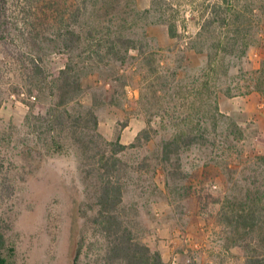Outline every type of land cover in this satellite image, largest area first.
<instances>
[{
    "label": "rangeland",
    "instance_id": "1",
    "mask_svg": "<svg viewBox=\"0 0 264 264\" xmlns=\"http://www.w3.org/2000/svg\"><path fill=\"white\" fill-rule=\"evenodd\" d=\"M217 1L158 0L153 9V0H0V228L6 229L14 264H108L109 242L96 221L97 180L87 155L66 133L69 146L46 156L45 140L27 121L31 110L49 121L47 114L60 104L73 115L95 113L103 139L121 135L128 146L151 121V140L119 155L126 168L122 214L166 264H246L235 228L222 212L226 194L239 203L249 188L264 191V172L254 164L264 156V78L254 74L264 69V0H240L249 23L242 57L217 87L221 112L244 134L235 155L229 153L232 181L221 166L207 165L219 154L212 148L182 147L165 162L164 144L177 130L163 129L161 118L140 101L150 85L149 57L167 79L179 72L188 81L200 72L206 59L191 38ZM172 23L179 28L176 38L169 33ZM70 29L85 38L73 54L62 46ZM125 40L150 56L137 49L126 53ZM113 43L120 53L109 55ZM35 58L44 71L39 81ZM70 63L77 64L72 77L81 89L66 94L57 88L59 73ZM218 126V135L233 134L227 123ZM255 237L253 248L264 254V229Z\"/></svg>",
    "mask_w": 264,
    "mask_h": 264
},
{
    "label": "trees",
    "instance_id": "2",
    "mask_svg": "<svg viewBox=\"0 0 264 264\" xmlns=\"http://www.w3.org/2000/svg\"><path fill=\"white\" fill-rule=\"evenodd\" d=\"M157 2L158 0H153V9ZM209 7L208 17L199 26L195 37L191 38V44L195 45L193 47L201 46L199 53L205 56L206 62L200 68V72L188 81L180 78L179 72L173 73L172 79L160 76L161 72L157 70L155 60L153 57L147 59L146 55L149 54L144 47L138 46L133 40L124 42L127 46L126 53L131 49H137L140 55L147 59L149 67L147 82H150V85L141 93L140 101L147 102V110L154 112L153 118H161L163 129L172 127L177 130L176 135L164 144L165 162H169L173 152L179 153L182 147L212 148L219 154L211 158L207 165L221 166L224 175L229 176L231 180L230 155L233 156L238 151V145L244 140V134L221 112L217 87L223 77H228L235 59L242 57L240 43L246 39L249 23L245 12L240 8V0H219ZM168 27L170 36L176 38L178 26L172 23ZM62 38L63 48L71 54L78 52L85 40L83 32H78L76 29L67 30ZM118 53L120 50L113 43L112 48H109V55ZM97 56L103 59L99 54ZM72 58L74 60V57ZM33 61L34 75L39 81L44 71L36 58ZM76 66V63H70L59 73L62 85L57 89L65 91L66 94L76 93L81 89L78 80L72 77V73L77 69ZM254 74L262 79L264 69L257 70ZM258 89L260 90V87ZM146 90L149 93L148 97ZM226 91L229 96L233 95L231 87ZM60 105L52 111L53 113L47 114L51 117L49 121L42 114L36 115L34 110L29 112L27 121L29 124L33 122V125L31 124L34 128L33 132L38 133L40 139L45 140L46 156L63 152L69 146L67 138L62 137V134L66 133L72 144L82 148L83 153L87 155L92 166L91 175L97 180L99 210L96 221L109 242L106 262L166 264L162 253L152 250L143 243L122 214L126 193L122 172L126 168L119 155L138 148L143 140L146 142L151 140V121L149 130H144L137 137L136 143L128 146L121 143V135L117 136L116 141H105L99 131V120L95 113L73 115L65 107L61 110ZM222 121L228 124L227 129L230 132L232 129L233 134H217L218 123ZM210 128L214 133L212 138L209 136ZM222 157L225 160H220ZM254 164L264 172V156L255 158ZM259 170L255 171L256 174L251 178L253 182L250 183L253 186L258 184ZM262 176L263 179L264 175ZM10 191L13 194V190ZM248 193L246 199L239 203L226 194L222 214L225 221L235 228L234 234L237 235V243H235L243 251L245 250L246 264H264V254H259L260 249L253 248L256 232L264 229V191L249 188ZM12 251L13 249L8 248L6 229L2 227L0 228V264H14L8 254Z\"/></svg>",
    "mask_w": 264,
    "mask_h": 264
},
{
    "label": "built area",
    "instance_id": "3",
    "mask_svg": "<svg viewBox=\"0 0 264 264\" xmlns=\"http://www.w3.org/2000/svg\"><path fill=\"white\" fill-rule=\"evenodd\" d=\"M32 99H34V98H32Z\"/></svg>",
    "mask_w": 264,
    "mask_h": 264
}]
</instances>
